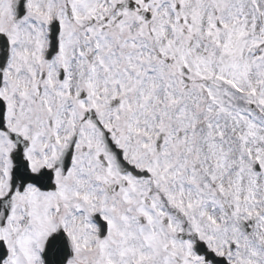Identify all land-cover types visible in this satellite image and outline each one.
<instances>
[{
  "label": "snow or ice",
  "instance_id": "1",
  "mask_svg": "<svg viewBox=\"0 0 264 264\" xmlns=\"http://www.w3.org/2000/svg\"><path fill=\"white\" fill-rule=\"evenodd\" d=\"M0 264H264V0H0Z\"/></svg>",
  "mask_w": 264,
  "mask_h": 264
}]
</instances>
